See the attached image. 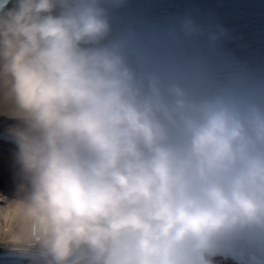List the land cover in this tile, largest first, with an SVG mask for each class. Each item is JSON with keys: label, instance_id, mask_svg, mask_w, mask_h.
<instances>
[{"label": "clouds", "instance_id": "9594fccd", "mask_svg": "<svg viewBox=\"0 0 264 264\" xmlns=\"http://www.w3.org/2000/svg\"><path fill=\"white\" fill-rule=\"evenodd\" d=\"M130 4L0 0L23 181L0 243L27 264H264V63L211 15Z\"/></svg>", "mask_w": 264, "mask_h": 264}, {"label": "bare ground", "instance_id": "6f19581e", "mask_svg": "<svg viewBox=\"0 0 264 264\" xmlns=\"http://www.w3.org/2000/svg\"><path fill=\"white\" fill-rule=\"evenodd\" d=\"M17 123L16 120L10 119L8 116L0 113V133H6L8 128L10 126H13ZM8 142H5L4 140H0V153L4 154V152L10 153V155H13L14 148L16 145L14 143L7 144ZM0 197H4L7 199V196L4 195L2 192L0 193ZM18 196H11V198H8V204H1L0 201V211H3L4 209H9L7 218L0 217V240L6 239L8 237L12 238H19V232H18V225L15 222V215L10 207V201L17 199ZM2 200V199H0ZM8 248L4 243H0V250Z\"/></svg>", "mask_w": 264, "mask_h": 264}]
</instances>
